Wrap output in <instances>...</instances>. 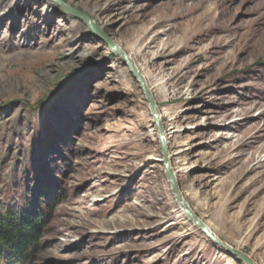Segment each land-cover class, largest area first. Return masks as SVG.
I'll list each match as a JSON object with an SVG mask.
<instances>
[{
  "label": "rangeland",
  "instance_id": "1",
  "mask_svg": "<svg viewBox=\"0 0 264 264\" xmlns=\"http://www.w3.org/2000/svg\"><path fill=\"white\" fill-rule=\"evenodd\" d=\"M111 1L100 22L180 191L264 264V0ZM162 160L117 53L58 4L0 0V211L54 206L36 264H245L183 214Z\"/></svg>",
  "mask_w": 264,
  "mask_h": 264
},
{
  "label": "water",
  "instance_id": "2",
  "mask_svg": "<svg viewBox=\"0 0 264 264\" xmlns=\"http://www.w3.org/2000/svg\"><path fill=\"white\" fill-rule=\"evenodd\" d=\"M53 1H55L60 6V9L62 10V12L81 19L86 24V26L89 28L91 33L99 37L113 52L117 53L121 57V59L124 61V63L129 68L130 72L138 80L140 84V88L143 90L146 100L149 104V108L153 116L154 124L158 130L160 149L162 152V159H163L162 160L163 168L170 181L172 193L174 194L176 200L179 202L180 206L183 208L186 216L198 228H200L211 240H213L215 243H217L222 248L227 250L229 253L233 254L241 262H244L245 264H256L255 261L251 257H249L247 254H244L239 249L232 247L231 245L222 241L214 233H212L209 230L208 226L197 215L193 213L192 209L189 207L188 203L185 201L184 197L182 196L179 190V186H178L175 174L173 170L171 169L169 162H168L169 155H168V150H167V141H166L165 134L163 132V125L159 118V110L157 108V105L151 93V90L147 85L145 77L143 76L141 71L137 68L135 63L131 60V58L127 55V53L121 48V46H119L105 31H103L99 26H97L91 21L90 16L86 12L72 6L71 4L65 2L64 0H53Z\"/></svg>",
  "mask_w": 264,
  "mask_h": 264
},
{
  "label": "trees",
  "instance_id": "3",
  "mask_svg": "<svg viewBox=\"0 0 264 264\" xmlns=\"http://www.w3.org/2000/svg\"><path fill=\"white\" fill-rule=\"evenodd\" d=\"M53 207L38 212L11 206L0 211V264H36Z\"/></svg>",
  "mask_w": 264,
  "mask_h": 264
},
{
  "label": "bare ground",
  "instance_id": "4",
  "mask_svg": "<svg viewBox=\"0 0 264 264\" xmlns=\"http://www.w3.org/2000/svg\"><path fill=\"white\" fill-rule=\"evenodd\" d=\"M48 2H51V3H54V4H57L55 1H53V0H47ZM76 0H73L72 1V3L73 2H75ZM70 4V3H69ZM74 4V3H73ZM113 5H118L119 7H120V5H121V2H115V1H111V0H108L106 3H105V5L103 6V7H101L99 10H97V11H93V12H91L90 14H88L89 16H90V19H91V21L94 23V24H96L97 26H99L103 31H105L106 32V30L104 29V26L101 24V22H100V17L102 16V14L103 13H105L106 12V10H107V8L108 7H110V6H113ZM60 7V6H59ZM89 29V28H88ZM128 55V54H127ZM130 58H131V60L134 62V59H133V57L131 56V55H128ZM159 118H160V120L163 118V115L162 114H160L159 115ZM166 141H167V138H166ZM168 162H169V165H170V167H171V169H173V161H172V159H171V157L170 156H168ZM179 190H180V188H179ZM181 192V191H180ZM181 194H182V196L184 197V199H185V201L188 203V205H189V207L191 208V204L189 203V201L187 200V197L185 196V195H183V193L181 192ZM179 206H180V204H179ZM192 209V208H191ZM180 210L183 212V214L185 213L184 212V210H183V208L180 206ZM192 211H193V209H192ZM193 213L196 215V213L193 211ZM200 218V217H199ZM201 219V218H200ZM186 220H188V218H186ZM191 221V220H190ZM191 223H192V225H194L195 227H196V225L191 221ZM208 226V228H209V230L212 232V233H214L217 237H218V235L211 229V227H209V225H207ZM249 256V255H248ZM250 257V256H249Z\"/></svg>",
  "mask_w": 264,
  "mask_h": 264
}]
</instances>
